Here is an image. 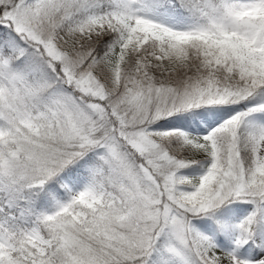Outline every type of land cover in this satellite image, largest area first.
Returning <instances> with one entry per match:
<instances>
[{"label":"snow or ice","instance_id":"6c2138e0","mask_svg":"<svg viewBox=\"0 0 264 264\" xmlns=\"http://www.w3.org/2000/svg\"><path fill=\"white\" fill-rule=\"evenodd\" d=\"M0 264H264V0H0Z\"/></svg>","mask_w":264,"mask_h":264}]
</instances>
